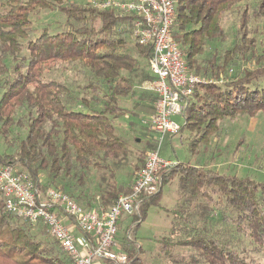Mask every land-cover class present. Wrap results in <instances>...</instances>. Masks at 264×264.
<instances>
[{
  "label": "trees",
  "instance_id": "1",
  "mask_svg": "<svg viewBox=\"0 0 264 264\" xmlns=\"http://www.w3.org/2000/svg\"><path fill=\"white\" fill-rule=\"evenodd\" d=\"M241 1L176 2L173 38L184 52L188 71L203 80L194 88L179 131L189 130L193 154L210 149L220 120L264 113V42L259 50L256 38L249 35L255 32L247 29L251 18L264 20V0H257L251 18L247 10L241 12L232 46L217 48L227 37L221 25L224 13ZM40 10L62 13V28L51 32L42 27L35 34L32 16ZM133 17L92 2L0 0V138L12 148L0 152V163L26 174L40 189L52 186L81 205L87 197L77 189L80 185L82 190L93 169L101 189L92 204L87 200V207L96 210L106 209L129 192L131 185L117 183L116 174L132 149L117 135L114 120L132 115L136 108L149 118L154 113L153 106L133 102L128 109L124 105L141 81L152 78L151 49L132 36ZM212 43L216 46L206 55ZM61 63L78 64L81 83L71 88L63 81L47 79L45 73ZM233 66L240 68L230 76L227 71ZM152 96L154 100H149L154 102ZM16 115H20L17 120ZM15 126L25 130L24 136L10 137ZM137 160L133 173L143 163L142 156ZM168 171L162 186L168 174H174L178 189L172 207L165 209L170 227L159 239V264H257L247 252L264 249V183L220 172L205 162H178ZM162 186L141 202L135 221L152 204L160 206ZM219 209H228L234 231L248 239L251 249L236 248V241L231 243L232 238L216 230L219 217L222 222L230 219L217 213ZM35 224L42 227L37 229L7 212L0 198V264H73L46 225ZM138 225L134 223L133 228ZM133 242L132 250L127 245L122 249L126 264H145L140 243Z\"/></svg>",
  "mask_w": 264,
  "mask_h": 264
},
{
  "label": "built area",
  "instance_id": "2",
  "mask_svg": "<svg viewBox=\"0 0 264 264\" xmlns=\"http://www.w3.org/2000/svg\"><path fill=\"white\" fill-rule=\"evenodd\" d=\"M177 0H93L101 8L133 15L131 34L140 45L150 46L149 71L152 78L141 85L155 96L154 113L149 118L156 142L126 194L106 209H87L67 193L40 189L26 174L0 163V198L7 212L29 223L43 222L73 264H94L106 260L126 264L127 254L116 241L118 222L123 215H136L141 202L160 189L161 170L178 161L163 159L160 149L165 137L178 134L181 126L173 115H185L194 88L201 78L188 71L184 52L172 35ZM203 81V80H202ZM80 235H75L65 220ZM130 230H128L129 233ZM127 233V234H128Z\"/></svg>",
  "mask_w": 264,
  "mask_h": 264
},
{
  "label": "rangeland",
  "instance_id": "3",
  "mask_svg": "<svg viewBox=\"0 0 264 264\" xmlns=\"http://www.w3.org/2000/svg\"><path fill=\"white\" fill-rule=\"evenodd\" d=\"M74 1L78 4H84L87 2H92L93 0H69ZM257 5V0H242L230 11L224 13L221 25L226 32V41H224L220 46H217L219 51L228 49L232 46L234 42L235 33L237 27L239 26V20L241 17V12L247 10L249 18H251L252 9ZM65 16L59 11H45L40 10L38 13L32 16L33 28L38 33L42 27H47L49 31L55 32L59 31L64 24ZM247 29L250 32L249 35H254L257 42V48L260 50L261 44L264 42V20H248ZM33 36V34H32ZM131 42L129 41V44ZM216 45L214 43L208 44L206 47L205 54H209ZM134 53V51H133ZM240 67L233 66L228 70V75H234ZM47 79H54L58 81H63L66 85L71 88L81 83L83 76L81 75L80 66L78 64L72 63H61L56 64L54 67L45 73ZM148 81V80H145ZM144 81V82H145ZM142 82V81H141ZM140 82V88H136L135 96L140 95L141 98L147 100L152 99V93L141 88L144 82ZM155 102V101H154ZM153 102V109H154ZM126 106L131 107V102H126ZM129 104V105H127ZM127 107L128 109H130ZM135 113L132 112V116H121L114 120V125L116 133L121 138L125 139L129 146L131 152L126 159L123 167L116 174V181L119 184H123L124 187L131 185L133 178L135 177V172L132 170L134 164L136 165L138 157L142 156V162L144 163L147 152L150 148L155 145L156 134L150 128L149 115L145 112H138L136 108ZM20 115H16L15 119H19ZM22 119V118H20ZM172 119L179 125L183 126L184 117L180 115H173ZM24 122V120H23ZM24 136L25 130L22 127L15 126L11 131V136L15 135ZM209 144L210 149L207 151H199L197 154L189 152V144L191 141V134L187 128H184L182 132H179L171 139L165 137L160 149V156L163 159H168L171 161L187 162L189 164H203L207 163L209 166L218 168L220 172H234L239 176H249L252 179L264 183V113H257L255 116L247 115H237L232 119H222L219 121V133L216 140ZM201 149V148H200ZM12 148H8L0 138V152L7 151L10 152ZM141 155V156H140ZM143 163H140L142 166ZM139 165V163H138ZM139 165V166H140ZM164 171V172H163ZM166 171V172H165ZM163 172V173H162ZM159 172L158 178L161 184H163L165 173H168V169ZM166 184L162 186V194L160 196L159 205L150 206L147 212L144 214L143 218L138 221L136 215H129L122 217H127L126 221H120V227L118 228V233L116 237L119 247L123 249L125 245L127 248L132 250L134 247L133 241L140 243L142 250L144 251V263L145 264H159L161 262V255L158 252L159 239L163 237L170 227V216L166 214L165 209L172 207L177 192V178L173 175L169 176ZM98 174L91 169L85 178V185L80 190L79 186L77 193L81 195H86L87 200L92 202V197L100 195V187L98 186L99 179ZM130 178V181H129ZM45 178H41V182L44 183ZM70 182V181H68ZM73 183V181H72ZM82 186V185H81ZM52 187V186H51ZM162 205V206H161ZM224 207L223 205L219 204ZM217 213H225L230 217V219L222 222L221 217L216 224V230L223 237L232 238L231 243H236V248L241 249L246 247L251 249V245L248 239L244 236L238 235L234 231V226L231 221V214L227 210L222 211L219 209ZM140 213V207L137 214ZM139 223L136 228L133 225ZM37 229L42 226L39 224H33ZM118 224V226H119ZM134 229V230H133ZM128 230L129 233H128ZM226 232V234H225ZM128 233V234H127ZM125 239H128L126 242ZM129 242V243H128ZM180 249H177L179 251ZM185 251V250H184ZM247 254L256 259L257 264H264V249L257 252H247Z\"/></svg>",
  "mask_w": 264,
  "mask_h": 264
},
{
  "label": "crops",
  "instance_id": "4",
  "mask_svg": "<svg viewBox=\"0 0 264 264\" xmlns=\"http://www.w3.org/2000/svg\"><path fill=\"white\" fill-rule=\"evenodd\" d=\"M137 94V93H136ZM126 102H131V103H133V102H136V103H139V105H144V107H146V106H148V107H151L152 108V106H153V102L152 101H150V100H147V99H145V98H141V96L140 95H134L133 97H132V99H124V105H125V107H129V106H126ZM127 105H129V104H127ZM131 106V105H130ZM130 108V107H129ZM129 117L130 116H132V115H129V114H127ZM82 202H83V204L82 205H84V206H86L87 207V205L89 204L88 203V201L87 200H82ZM91 204H92V202H91ZM90 204V205H91ZM87 208H89V209H95L94 207H92V208H90V207H87ZM128 218L127 217H123V218H121L120 220H119V222L120 221H126ZM119 222H118V224H119ZM65 223L66 224H68L71 228H72V230H73V233L75 234V235H80V233L81 232H79L76 228H74L73 227V225H72V223L70 222V221H68L67 219L65 220ZM120 225H122V224H119V226H118V228L120 227ZM94 264H111L109 261H106V260H95L94 261Z\"/></svg>",
  "mask_w": 264,
  "mask_h": 264
}]
</instances>
